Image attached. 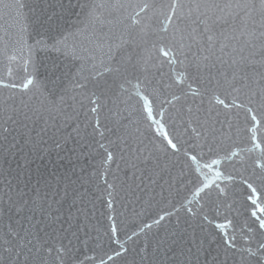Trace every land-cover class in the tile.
Here are the masks:
<instances>
[{"label": "snow or ice", "instance_id": "1", "mask_svg": "<svg viewBox=\"0 0 264 264\" xmlns=\"http://www.w3.org/2000/svg\"><path fill=\"white\" fill-rule=\"evenodd\" d=\"M38 120L79 187L32 183ZM170 261L264 264V0H0V264Z\"/></svg>", "mask_w": 264, "mask_h": 264}, {"label": "water", "instance_id": "2", "mask_svg": "<svg viewBox=\"0 0 264 264\" xmlns=\"http://www.w3.org/2000/svg\"><path fill=\"white\" fill-rule=\"evenodd\" d=\"M29 135L41 150L39 155L43 156V159H35L30 165L33 184L36 183L37 179H40L42 185L44 180L54 181L70 177L72 181H75L73 187H79L82 182L88 179V174L92 170L91 165L93 161L86 155H81L78 158L77 154L79 152L86 153L87 148H81L77 143L72 125L60 124L54 127L51 122L45 124L44 121L38 120L34 124L30 123ZM65 139H67V143H64L63 149H57L55 141L63 143ZM21 142L23 141L21 140ZM17 165L21 168L24 165V161L19 155H17L16 160L12 162V168H16ZM5 167H7V165H5ZM81 169H83V171H81ZM73 211H75V209H73ZM148 222L150 223L151 221L148 220ZM174 228V221L166 224L158 231L154 227L148 236L150 244H155L156 240L160 239L165 234L166 229L171 230ZM189 231H191V229H189ZM143 239L144 238L141 237L137 242L140 243ZM169 264H172V262L170 261Z\"/></svg>", "mask_w": 264, "mask_h": 264}]
</instances>
